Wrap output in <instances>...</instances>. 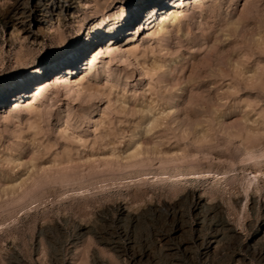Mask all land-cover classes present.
Wrapping results in <instances>:
<instances>
[{
    "label": "rangeland",
    "instance_id": "obj_1",
    "mask_svg": "<svg viewBox=\"0 0 264 264\" xmlns=\"http://www.w3.org/2000/svg\"><path fill=\"white\" fill-rule=\"evenodd\" d=\"M129 2L0 0V87L121 34L53 101L0 105V264H264V0H152L182 10L157 33L124 32Z\"/></svg>",
    "mask_w": 264,
    "mask_h": 264
},
{
    "label": "bare ground",
    "instance_id": "obj_2",
    "mask_svg": "<svg viewBox=\"0 0 264 264\" xmlns=\"http://www.w3.org/2000/svg\"><path fill=\"white\" fill-rule=\"evenodd\" d=\"M35 1H40V0H30L31 6L29 8L30 10L28 11V13H30L33 21L37 20L35 17V13L37 11V6L35 5ZM44 1L52 3L55 8H59L62 10H64V9L69 10L71 8V3L73 0H44ZM150 1H152V0H150ZM165 7H166V4H164L163 8L160 6L153 8V10L145 16V18H144L145 21L143 22L144 25L143 24L140 25V30L141 29H149L150 32H156L157 33L160 31V29L163 28L162 26L165 24V22H167L171 18L176 19L182 13L181 8L176 7L174 10H171L170 12L167 11L168 13H167V15H165L166 14V13H164L165 11L161 12L163 9L165 10ZM121 10L124 11V14H123L124 20L127 19V10L125 8H121ZM133 11L139 12V9H136ZM109 20H111V18H109ZM109 20H108V17L105 16L102 19V21H100V23H96L93 26V28L91 29L90 34L85 38L84 42L81 43L80 45H78L77 48L80 51H82L83 53L87 52L88 49H90V42H91V40H93L94 36H96V38H98V37L104 38V40H105V38L106 39L111 38L110 41H108L107 45H106L107 50H110V52L113 48H117L118 44H115L114 42H115V39H119V37H121V34L118 35L117 31H114V29L110 27L111 22H109ZM171 20H173V19H171ZM130 26L132 27L131 23L126 26L124 32ZM133 28H134V30L136 29L135 27H133ZM134 36H135V34L133 32V34L131 36H129L128 38L124 37V38H126L124 40L131 41V39ZM94 40H95V38H94ZM117 41H119V40H117ZM103 42L104 41L100 42L101 46L98 48V50L100 49L98 56L94 55L89 61L90 62L89 66L91 69L94 68L95 62L99 58L100 54L103 55L104 51L107 52V50L105 49V46H103ZM132 47L133 48L128 51V54L130 56H135V54H136V50L134 48L135 46H132ZM80 59L81 58L75 59L72 62L71 66H67V67L65 66V62H56L55 59H53V60L46 61L43 65L38 64L37 66H39V68H40V70L38 72L32 71L33 68L37 67V66H35V67H33V68L23 72V73H20V75H16L15 77L10 79L9 81L4 82L2 84V86L0 87V105L5 104L10 98H14L17 101L16 102L17 105L24 104L23 102H21V100L25 99L26 97H30V100L27 101V103H25V104H27V107H29L31 110H35L36 104H37L36 100H38V99H44V100L45 99L46 100L52 99V97L48 96L47 94H49L48 92L51 90V88L54 85H56L57 83L59 84V82H62V83L66 82L67 83L68 81H70L71 77H73L75 75L77 67H79L78 62L80 61ZM55 76H56V79H53ZM71 82H68V83L71 84ZM24 84L28 85L27 90H22L21 86ZM82 85L83 84L80 81L77 83L76 86L81 89ZM69 87H71V85H69ZM71 90H73V88H71ZM52 101H53V99H52ZM140 163L141 162H139V165H140ZM120 168H122V167H120ZM247 178H249L248 175H247ZM249 179H250V183L248 182L247 185L250 188L252 186V183L256 180V177L255 178L252 177Z\"/></svg>",
    "mask_w": 264,
    "mask_h": 264
},
{
    "label": "snow or ice",
    "instance_id": "obj_3",
    "mask_svg": "<svg viewBox=\"0 0 264 264\" xmlns=\"http://www.w3.org/2000/svg\"><path fill=\"white\" fill-rule=\"evenodd\" d=\"M155 7H157V5L151 3L150 0H130L129 3L118 6V8L127 9V19L124 21V26L131 23L132 27H136L137 24L141 23L145 16ZM134 8L139 9V12H134ZM86 35L87 30L84 36H81L80 40H76L66 47L48 51L44 59L40 61V64L43 65L46 61H49V58H55L56 62H65V66L67 67L71 66L72 62L77 58L86 60L88 58L87 55L77 48L78 45L84 42ZM39 70V66L32 69L33 72H38ZM21 88L22 90H27L28 85L24 84Z\"/></svg>",
    "mask_w": 264,
    "mask_h": 264
}]
</instances>
